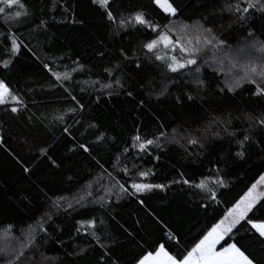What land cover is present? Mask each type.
I'll return each instance as SVG.
<instances>
[{
  "label": "trees",
  "instance_id": "obj_1",
  "mask_svg": "<svg viewBox=\"0 0 264 264\" xmlns=\"http://www.w3.org/2000/svg\"><path fill=\"white\" fill-rule=\"evenodd\" d=\"M24 2L29 6L32 15L23 22L12 21L5 24L0 16V33L10 29L20 43V52L13 58L12 65L8 69L0 67V79L5 80L26 104V108L18 113H12L10 106H0V136L4 138V143L0 145V247L5 243L3 229L7 224H15L17 227L13 230L14 235L19 236L20 228L33 223L34 219H38L50 207L45 193L47 196L63 195L72 200L74 196L86 195L81 189L86 182L92 180L90 191L93 196L87 199L94 200L96 196L104 194L101 184L112 187L113 181L101 173L96 160L120 183L128 180L126 187H129L131 179L119 172V168L125 165L132 168L133 164H137L142 169H152L155 175L144 182L167 184L174 178L179 179L178 172L184 173L185 178L191 177L198 182L201 173L206 175L216 161L220 160V166L225 168L226 178L230 183L227 188L217 189L219 204L209 201L207 194L199 190L182 183L171 184L165 190L156 189L137 196L121 194L123 198L118 201L112 195L110 214L97 203H87L86 207L77 205L76 210L69 209L67 212L61 209L56 213L52 209L55 213L52 221L44 225L48 229V235L40 233L37 237L40 251L54 258L50 264H86L87 260L95 258L103 251L83 228L79 234L76 232L81 227L77 222L91 217L97 219V235L120 257L122 264H133L134 259L142 252L151 250L150 245L161 240L163 230H167L164 225L178 234L181 249L195 242L264 173V163L252 155L246 162L236 161L225 165L223 162L230 160L237 145L234 141L229 143L230 138L220 127L215 126L211 131L219 132L220 138L209 135L203 151L197 146H189L185 152L177 144H167L163 151L151 149L153 155H143L141 159H133L137 155L134 149L126 155H121V151L135 134V125L140 124L141 131L147 135L157 132L154 114H158L160 122L165 125L184 123L185 127L195 128L206 124L210 113L220 115L221 110L232 112L233 116H240L243 112L264 111V100L252 96L248 91L249 85L245 84L234 95L229 93L227 99L204 104L203 109L197 104L177 106L171 98L161 97L157 101L150 93L167 86L170 96H175L179 94L181 85L192 79V73L187 69L180 75L166 72L160 61L146 58L151 54L147 50L142 51L140 46L156 38L157 33L137 26L122 31L120 35H114L103 11L93 5L91 0H56L62 7H57L55 12L49 10L52 0ZM176 2L184 10L179 20L172 18L174 21L191 25L194 21L207 17L217 25H223L224 34L229 35V43L233 45L234 51L231 55L240 64L246 62V52L239 51L244 48V28L232 24L228 13L219 12L226 3L234 0ZM118 6L125 14L140 9L153 20L161 24L168 23L151 0H118ZM64 7L68 8L67 12L63 10ZM73 18L82 20L83 23H73ZM42 19L47 24L38 27ZM229 24H232L231 28L228 27ZM249 26L254 27L259 34L264 21H257L255 25ZM196 35L194 30H190L186 38L195 43ZM4 43L10 47V41L5 42L4 37L0 36V60L8 58L7 51L3 50ZM121 48L128 50L130 57L135 53L133 60L123 62L126 66L122 73V82L126 81V87L136 89L135 99L127 97L121 90L118 95L110 98L101 96L96 103L93 98L100 93L84 81L104 80L107 77L104 68L118 62ZM100 52L104 55H99ZM215 55L220 59L224 56L222 52ZM202 59L211 65L201 66L200 75L203 79L215 85L227 78V61L223 71L217 75L213 69L220 66L213 63L211 49L205 51ZM76 60L85 66L84 71L72 73V80L64 82V85L70 88L77 99L82 98L85 109L72 114L67 113V109L74 106V102L44 64H48L53 72H72L76 67L73 61ZM134 60L141 63V70L132 71L135 68ZM238 71L239 67L233 69L232 74ZM170 78H176L179 83L172 85L169 83ZM82 88L85 91H81ZM140 99H144L146 107H137ZM60 114H65L63 122L53 119ZM89 124H95L96 127L89 128ZM65 127H69L70 134L63 131ZM246 127L247 124L241 117L234 119L228 130ZM101 132L108 139L104 143L95 142L96 136ZM81 143L90 146L91 156L78 147ZM41 147L47 148V155L40 154ZM118 155L120 163L117 165ZM155 155L160 159L155 160ZM21 165L32 169V173H23ZM98 174L103 175L99 184L94 179ZM117 190L113 188L114 193ZM129 191H132L130 187ZM24 197L32 200L30 206L25 207L21 202ZM140 199L144 200V205H140ZM205 204L208 205L207 208L203 206ZM100 219H103V225L99 224ZM129 233L132 235L129 236ZM233 239L239 241L257 259H264V245L258 235L241 228ZM81 247L88 248L84 256L67 255L79 251ZM170 250L176 251L175 248ZM34 251L35 249L26 251L25 264H28ZM0 264H3L2 258Z\"/></svg>",
  "mask_w": 264,
  "mask_h": 264
},
{
  "label": "snow or ice",
  "instance_id": "obj_2",
  "mask_svg": "<svg viewBox=\"0 0 264 264\" xmlns=\"http://www.w3.org/2000/svg\"><path fill=\"white\" fill-rule=\"evenodd\" d=\"M168 23L161 24L159 21L153 20L148 14L140 9L128 11L125 14L118 6V0H91L93 5L98 6L103 11V15L110 22L112 32L114 35H120L122 31H127L129 28L137 26L157 33L156 38L148 40L143 43L141 50H147L151 56L147 59L160 61L166 72L176 73L180 75L183 70L187 69L192 73V79L182 84L178 95L170 96L169 88L167 86L156 90L150 95H153L157 101L161 97L171 98L177 106L184 107L189 104H197L203 109L204 104H211L214 100L227 99L228 94H235L238 89L243 88L245 84L249 85L248 91L250 94L260 100H264V26L257 33V30L249 25H255L257 21H264V0H234V2L226 3L223 8L219 9L220 13H228L232 24L239 25L244 28V48L239 51L246 52V62L240 64L238 60L231 53L234 51L233 45L229 43V35H225L223 25H217L215 21L207 17L201 20L194 21L189 25L183 21H174L172 18H177L183 15V6L178 4L176 0H151ZM57 7L62 5L57 4L56 0H52V7L49 9L55 12ZM13 9H15L13 11ZM65 12L68 8L64 7ZM43 11V9H41ZM32 15L24 0H0V16L3 17L5 24L18 21L23 22ZM53 19H55L53 17ZM73 23H83L77 21L75 18ZM47 21L40 20L38 27H44ZM229 24V28L232 27ZM190 30H194L196 35L195 43L191 39H187V34ZM175 34V39H173ZM4 37L5 42L10 41V47L4 43L3 50L7 51L8 58L0 60V67L8 69L15 58L20 52V43L14 32L10 29L5 33H0ZM103 44V42L101 41ZM161 48L167 50L164 55L160 54ZM211 49L213 52V63L218 64L220 67L213 69L219 75L223 71L225 61L228 62L229 72L227 78L223 79L220 83L213 85L210 81L201 77V66L207 65V61L202 59V55L206 50ZM120 58L117 63L112 64L110 67L104 68L107 77L104 80L96 79L91 81H84L85 84L96 88L100 93L99 96L93 98L94 102L98 103L101 96L112 97L118 95L122 90L123 93L129 97H134L135 88L126 87V81H123V70L126 66L124 61L133 60L135 53L130 57L128 50L121 48ZM179 52L180 55H169L168 53ZM217 52L224 54L223 59L216 57ZM99 55L103 56L104 53L100 52ZM76 67L72 72H53L48 64L44 67L51 72L56 81L60 82V86L68 94L74 106L67 109V113L75 114L77 111H83L85 104L81 99H77L72 95L69 87H65L64 82L72 80V73L84 71L85 66L80 64L78 60L73 61ZM135 68L132 71L141 70L142 65L138 60H134ZM239 71L232 74L233 69ZM169 83L176 85L179 81L176 78H170ZM98 86V87H96ZM115 86V87H114ZM143 87V85H141ZM85 91V89H81ZM0 106H10L12 113H18L26 108L24 100L14 92L5 80L0 79ZM138 108L146 107L144 99L137 102ZM207 111V109H205ZM215 111V110H214ZM66 114V113H65ZM60 114L53 119L63 122L64 115ZM210 118L206 124L198 127H185L184 123L172 126L171 124L165 125L160 122L158 114L153 115V120L157 123V132L151 135L144 134L141 131V125L137 124L134 127V135L130 137V142L121 151V155L129 154L130 150L137 151V155L133 159H141L143 155H153L151 149L164 150L167 144H177L184 148L185 152L188 151L189 146H197L202 151L205 150V144L208 136L212 135L220 138V133L211 131L212 127H220L221 131L228 136L229 143L233 141L237 145L236 151L231 155L230 160L224 161L225 165L235 163L236 161L246 162L247 159L255 155L259 162L264 163V111L256 112H243L240 116H233L232 112H224L221 110L220 115L210 113ZM243 118L247 124L246 128L229 131L234 119ZM31 119V117H29ZM78 122V121H77ZM95 124H89V128H95ZM167 129H170L168 131ZM65 133H69V127L63 129ZM108 139L104 132L96 136L95 142L104 143ZM183 141V143H181ZM4 143L3 136H0V145ZM78 147L84 152L89 153L91 156V149L89 145L83 143ZM41 155H47V148L41 147L39 149ZM201 153H197L200 155ZM155 160H159L158 155L153 156ZM50 159V157H49ZM96 160L95 156H92ZM20 163V161H17ZM55 164V161H52ZM97 165L101 169V173L107 175L113 181L112 187L100 185L104 194L96 196L94 200H88L92 197L93 193L90 191L93 181L86 182L85 186L81 189L86 195L74 196L69 200L66 196H47L45 197L50 205L39 216L34 219L33 223L27 224L19 229L20 235H14V229L17 227L15 224L9 223L3 229L5 243L0 247V258L3 259V264H25L26 251L32 252L31 258L28 259V264H50L54 259L48 257L44 252L40 251V246L37 244V237L40 233L45 236L48 235V229L44 226L49 221H52L55 214L52 209L58 213L61 209L67 212L69 209L76 210V206L86 207L87 203H97L101 208L109 211L111 196L115 195L116 200H120L121 194L128 196H137V194H144L152 192L153 190H165L171 184L187 185L191 189L199 190L207 194V199L217 204L220 201L217 199V189L227 188L230 181L226 178L227 172L224 167H221V161L217 160L214 167L208 170L205 175L201 173V178L197 182L194 178H185V174L178 172L179 179H172L169 183H149L144 182L148 177L155 175L152 169H142L137 164H133L132 168L124 167L119 168V172H123L125 176L131 179L129 187L128 180L120 183L111 172L104 168L99 160H96ZM120 163V156H116V164ZM59 165H57L58 167ZM115 168L116 165H113ZM21 170L25 174H31L32 169L21 165ZM135 177V178H133ZM71 179V178H69ZM95 183L99 184L103 179V175L98 174L95 178ZM264 186V173L259 175V178L247 188L242 196L239 197L229 207L223 215L211 225L205 232H203L195 242L189 246L180 248V238L174 230L164 225L163 237L161 240L154 242L150 245L151 250L142 252L133 261V264H264V259H257L256 256L249 252L247 248L239 244V241L234 240L233 236L243 228L245 231L258 235L261 244L264 245V191L258 189ZM113 188L118 189L115 193ZM74 201V203H73ZM25 207L32 204V200L24 197L21 201ZM140 205H144V200H139ZM66 205V207H65ZM205 208L207 204L203 205ZM114 219V217H113ZM81 227L76 229L77 234L83 228L87 235L99 246L101 251L95 258L87 260L86 264H122L120 257L102 242L101 236L97 235V219L91 217L87 220L77 222ZM99 224L103 225V219L99 220ZM132 234L129 233V236ZM15 242V243H13ZM60 243H63L62 241ZM175 248L173 252L170 249ZM88 252L87 247H81L75 253H67V255H75L82 257ZM38 254V257H37Z\"/></svg>",
  "mask_w": 264,
  "mask_h": 264
},
{
  "label": "rangeland",
  "instance_id": "obj_3",
  "mask_svg": "<svg viewBox=\"0 0 264 264\" xmlns=\"http://www.w3.org/2000/svg\"><path fill=\"white\" fill-rule=\"evenodd\" d=\"M166 51H167V50L161 48V50H160V54H161V55H164ZM168 54H169V55L175 54V55H177V56L180 55V53H179L178 51H177L176 53H171V52H169ZM258 190H259V191H264V186H261Z\"/></svg>",
  "mask_w": 264,
  "mask_h": 264
}]
</instances>
